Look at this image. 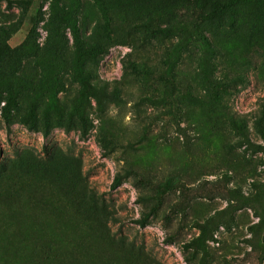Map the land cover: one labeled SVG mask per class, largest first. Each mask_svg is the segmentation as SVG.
<instances>
[{
	"label": "rangeland",
	"instance_id": "1",
	"mask_svg": "<svg viewBox=\"0 0 264 264\" xmlns=\"http://www.w3.org/2000/svg\"><path fill=\"white\" fill-rule=\"evenodd\" d=\"M29 1L0 0V264H37L41 246L52 264H199L185 245L206 222L205 264H264V153L239 131L264 144V0L208 22L202 0H61L95 60L70 28L51 35V0ZM92 199L109 220L84 216Z\"/></svg>",
	"mask_w": 264,
	"mask_h": 264
},
{
	"label": "trees",
	"instance_id": "2",
	"mask_svg": "<svg viewBox=\"0 0 264 264\" xmlns=\"http://www.w3.org/2000/svg\"><path fill=\"white\" fill-rule=\"evenodd\" d=\"M9 4H19L25 7L32 6L33 3L29 0H7ZM240 0H202L203 3L210 5V10L206 14L202 15L201 20L204 22L212 21L214 19H218L222 17L223 15L229 14L234 10V6L239 2ZM51 8H52V19L50 24V30L51 35L57 36L63 27H68L71 29L75 45H76V51L79 58L83 60H95L97 56L105 51V49L100 46L99 44H95L94 46L86 48L84 46V42L81 37L80 29L77 28L76 23L73 22L71 16L67 12V10L64 8V6L61 3V0H51ZM110 21V18H109ZM199 25H195L194 29L192 30L193 34L195 33L197 37L203 40V42L207 43L209 46H211L210 40L207 36H204L201 34V32L198 31ZM169 29L166 28V30H163V33L167 32ZM171 31V30H170ZM169 31V32H170ZM11 50L9 47L4 46L0 50V63L3 62L4 59L10 56ZM145 75L149 74V71L147 70H140ZM204 79L206 80L207 85L210 87V90L213 93V97L215 100H221V92H227L229 85L221 84L219 81L215 80L212 77V67L211 64L206 63L205 69H204ZM168 82H170V79H167ZM81 81L83 84V89L81 92V97L83 100H89L92 97L96 96V91L93 88V86L90 83V77L89 76H81ZM173 85L170 83V88H172ZM16 105L14 94L11 93L9 95L8 103L4 108V115L6 118H8L11 115L12 108ZM58 105L54 107H47L45 113H44V134L45 136L50 135V128H51V109L57 108ZM30 116L27 117V122L31 121L33 122L36 118L35 111H30ZM168 114L174 118H177V112L174 109H171L168 111ZM35 122L31 123V128H34ZM239 131L242 132L243 140L245 143H247V148L251 149L254 152L264 153V144L256 143L254 142L249 135L245 132V128L243 126L239 127ZM87 134V131L84 133V136ZM142 183L149 184L147 180L140 179ZM121 179L120 177H117L114 181L113 187H116L120 185ZM168 186V185H167ZM166 190L164 188H160V193L163 195L165 194ZM84 205V207H83ZM83 205L81 203L80 207L81 210H84V216L88 219L89 213H92V211L96 212L97 218L100 220V223H103L105 219L109 220V210L103 209L101 206L98 205V202L96 200L92 199L91 201L85 200L83 202ZM219 215V214H218ZM138 222L142 224L143 226L146 224L145 219H139ZM201 233L198 237L193 239L191 242L187 243L185 245V248L187 250L194 249V250H202L204 252V256L201 258L199 264H205L206 262V245L208 234H209V227L210 223L206 222L204 224L198 225ZM39 254L40 258L37 264H52L57 262L58 256L54 253V251L51 250L50 247L47 246H41L39 247Z\"/></svg>",
	"mask_w": 264,
	"mask_h": 264
}]
</instances>
